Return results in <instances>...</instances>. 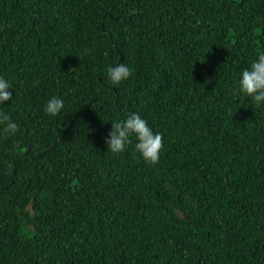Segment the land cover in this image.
<instances>
[{
	"label": "trees",
	"instance_id": "16d2710c",
	"mask_svg": "<svg viewBox=\"0 0 264 264\" xmlns=\"http://www.w3.org/2000/svg\"><path fill=\"white\" fill-rule=\"evenodd\" d=\"M261 52L264 0H0V264H264ZM132 113L154 165L105 143Z\"/></svg>",
	"mask_w": 264,
	"mask_h": 264
},
{
	"label": "clouds",
	"instance_id": "9594fccd",
	"mask_svg": "<svg viewBox=\"0 0 264 264\" xmlns=\"http://www.w3.org/2000/svg\"><path fill=\"white\" fill-rule=\"evenodd\" d=\"M131 74V69L123 63L117 66H109L106 70V77L113 85L128 79ZM10 88V83L0 77V105L12 99ZM234 93L250 97L256 107L264 102V52L258 53L250 67L242 71ZM63 108L64 101L53 96L47 101L44 111L48 115L55 116ZM0 125H3L2 132L5 135L15 134L18 130L17 124L12 122L10 116L2 110H0ZM133 136L137 141L135 151L139 153L140 157L146 163L153 165L158 163L163 148L162 135L154 133L148 126V122L141 118L138 113H132L124 121L111 123V131L108 133L105 143L109 151L118 153L131 143L130 138Z\"/></svg>",
	"mask_w": 264,
	"mask_h": 264
}]
</instances>
